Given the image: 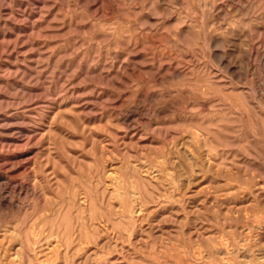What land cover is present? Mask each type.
Instances as JSON below:
<instances>
[{
  "label": "rangeland",
  "instance_id": "374dc122",
  "mask_svg": "<svg viewBox=\"0 0 264 264\" xmlns=\"http://www.w3.org/2000/svg\"><path fill=\"white\" fill-rule=\"evenodd\" d=\"M0 264H264V0H0Z\"/></svg>",
  "mask_w": 264,
  "mask_h": 264
}]
</instances>
